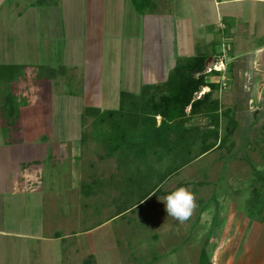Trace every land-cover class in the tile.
<instances>
[{"label":"rangeland","instance_id":"374dc122","mask_svg":"<svg viewBox=\"0 0 264 264\" xmlns=\"http://www.w3.org/2000/svg\"><path fill=\"white\" fill-rule=\"evenodd\" d=\"M3 1L2 11L10 20L17 14L16 5H22L21 12L28 11L34 0ZM138 1L139 11L148 8L145 0ZM200 1L199 5L187 4L182 9L180 0H167L171 4L165 13L189 16L196 25L193 28L197 43L195 56L216 50L209 54L205 73H210L208 69L213 65L223 64L218 74L210 73L206 78L218 86L211 92L210 100L218 101L221 145L169 176L156 188L157 194L153 192L141 201L153 182L154 187L159 184L154 180L148 184L146 178L151 175L145 176L150 172L146 164L153 160V154L136 157L135 153L124 156L116 151L111 156L109 132L98 128L95 133L91 115H84L79 126L74 122L77 113L66 109L64 97L56 100L57 113L47 114L41 130L38 125L35 132H45L43 141L79 134L75 174L78 180L75 182L74 174L71 176L66 168L53 172L50 161L45 160L42 161L45 173L39 182L21 184L16 194L5 196L3 205L0 199V264H203L200 253L205 250L208 255L213 238L215 242L223 239L228 245L238 243L236 238H239L243 248L247 240L254 239L256 219L264 211V94L258 105L250 106L252 85L246 77L249 69L258 63L256 52L264 47V4L236 2L215 10L211 0ZM104 12V82L108 78L113 87L120 70L128 67L124 59L128 56L124 47L128 32L137 36L142 35L143 29L123 28L127 15L118 7L106 8ZM25 14L23 27L28 36L33 33L32 17ZM11 25L8 22L6 29ZM13 30L6 31L7 38L1 34L7 43L3 47L10 50L8 40ZM221 46L223 50L217 52ZM26 47L29 59L33 46L26 44ZM139 53L134 54L135 71L142 63ZM29 72L20 71L10 77L9 82L14 86L6 84L9 93L10 90L17 93V82L28 80ZM70 79L67 92L76 96L81 86L77 78ZM256 81L253 74L252 82ZM202 89L195 99L202 97ZM5 95L1 93L0 100ZM6 109H0L1 113ZM7 120L5 116L3 122ZM156 122L159 124L160 118ZM211 123L210 116L203 115L192 116L188 121L199 132L213 128ZM17 128L18 125L10 124L8 131H3L0 126V143L5 139L10 141L9 132ZM164 163L153 160L157 170H163ZM63 165L67 166L65 162ZM115 165L121 170L117 171ZM181 186L193 193L196 204L189 219L182 223L167 216L162 203L165 195ZM256 191L261 201L253 198ZM225 256V252L213 250L210 264L225 260Z\"/></svg>","mask_w":264,"mask_h":264},{"label":"crops","instance_id":"0c3cea01","mask_svg":"<svg viewBox=\"0 0 264 264\" xmlns=\"http://www.w3.org/2000/svg\"><path fill=\"white\" fill-rule=\"evenodd\" d=\"M40 1L34 0L29 4L28 11L24 12H21L22 5H16L17 9L14 7V10L17 14L15 18L13 17L15 20L13 18L9 20L2 11L4 1L0 0V11H2L0 14V68L2 69L0 72H10L11 76L20 71H30L32 74L26 73L30 76L29 79L17 82V93L13 90L9 93L6 87L9 79L7 80L6 76H0V94H7L0 100V109L7 107L5 112L0 111L1 129L7 130V125L10 124L19 127L15 132H9L10 141L5 139L4 143H0L2 205L5 196L16 194L21 184L39 182V178L41 180L40 176L45 173L42 161L45 160L50 161L53 172L66 168L71 176L74 174V180L77 182L78 176L75 174H77L78 140L81 138L79 134L52 137L43 141L45 132H35L40 126L41 130L47 114L55 116L57 113L56 100L64 97L63 104L69 111L77 113L78 117L74 119V122L79 123L80 126L82 121L80 119L87 113V109H96L100 112L118 110L122 97L138 96L144 86L164 83L177 61L194 57L196 51L197 43L193 35V28H196V25L187 18L189 16L166 14V8L170 7L168 5L170 2L168 3L167 0H145L148 8L144 7L141 11L136 9L134 0H42V4ZM135 1L139 4L138 0ZM211 1L215 10L217 7H226L236 2L264 4V0ZM188 2L180 0L182 9L187 4L199 5L202 1L189 0ZM175 3L177 5L178 2ZM114 7L125 11L127 15L124 17L123 28L140 26L143 32H141L142 35L137 36H132L128 32L129 36L126 39L128 42L124 43L125 50L128 49V56L124 58L128 67L120 70L119 78L118 80L115 78V85L112 87L108 78L106 83L104 82L103 32L104 11L106 8ZM25 13L32 17L33 33H28V36L23 27L27 16ZM219 19L220 17L218 21ZM8 22L12 25L6 29ZM243 24L246 26L245 21ZM222 28L223 31L226 29L224 25ZM11 29L14 30L8 40V44L11 45L10 50L3 45H7L4 38H7L6 31ZM26 44L33 46L31 53L33 59L27 58L25 51L29 52V48ZM222 50L221 46L217 52ZM137 51H140L138 58L142 60V63L137 67L140 69L135 71L133 61L136 59L134 54ZM214 52L216 50L209 51V54ZM71 77L77 78L81 86L80 93L76 96L72 92H67L70 91L67 85L72 82ZM9 84L14 86L11 81ZM4 102L5 105H3ZM5 116L9 118V121L3 122ZM86 116L88 117L89 114ZM15 118H17L16 121ZM82 128H80L81 131H83ZM62 159L66 167L63 165L64 162L59 164ZM120 168V166L115 167L117 171H120ZM257 196L256 191L253 198L256 200L259 198L258 200L261 201L260 195ZM262 213L263 215L255 222L257 230H255L256 234L253 233L254 239L247 240V246L244 248L243 243L239 244L241 243L239 238H236L238 243L234 242L231 245L226 244L223 239L215 242L213 238L209 242L207 251L208 263L213 262L210 257L214 250L226 254L225 260H219L216 264H264V211ZM247 219L250 220L249 216ZM248 225L249 222L245 223V228ZM216 253L218 257V252Z\"/></svg>","mask_w":264,"mask_h":264},{"label":"trees","instance_id":"16d2710c","mask_svg":"<svg viewBox=\"0 0 264 264\" xmlns=\"http://www.w3.org/2000/svg\"><path fill=\"white\" fill-rule=\"evenodd\" d=\"M134 4L139 10L135 0ZM208 57L209 54L178 60L164 83L144 86L138 96L122 97L118 110H86L85 117L87 114L93 117L91 125L95 133L98 128L109 132L111 156L116 151L124 156L135 153L136 157H149L153 154V160L155 158L160 164L166 162L163 170H157L153 160L149 159L146 166L150 172L145 176H151L146 178L149 180L147 183L154 180L159 184L154 187L153 182L152 189L141 201L153 192L157 194L156 188L169 176L222 143L223 139L218 137V101L210 100L211 92L217 90L218 86L206 81L210 73L218 72L205 73ZM0 76H6L8 80L11 74L4 71L0 72ZM204 87H208L209 91L195 99V94ZM195 115L210 116L213 128L199 132L197 126H189V118ZM157 117L160 118L159 124L156 122ZM83 138H87L86 134ZM206 257L205 250H202L200 263L209 264Z\"/></svg>","mask_w":264,"mask_h":264},{"label":"clouds","instance_id":"9594fccd","mask_svg":"<svg viewBox=\"0 0 264 264\" xmlns=\"http://www.w3.org/2000/svg\"><path fill=\"white\" fill-rule=\"evenodd\" d=\"M162 203L167 216L181 223L189 219L196 207L193 193L183 186L177 187L165 195Z\"/></svg>","mask_w":264,"mask_h":264},{"label":"water","instance_id":"95a60500","mask_svg":"<svg viewBox=\"0 0 264 264\" xmlns=\"http://www.w3.org/2000/svg\"><path fill=\"white\" fill-rule=\"evenodd\" d=\"M258 63L253 65V68L249 69L247 73V82L252 86V99H250V106L258 105L264 94V47L256 52ZM208 66V64H206ZM255 74L257 81L252 82V75ZM253 83V84H252ZM253 96L255 97L253 99Z\"/></svg>","mask_w":264,"mask_h":264},{"label":"bare ground","instance_id":"6f19581e","mask_svg":"<svg viewBox=\"0 0 264 264\" xmlns=\"http://www.w3.org/2000/svg\"><path fill=\"white\" fill-rule=\"evenodd\" d=\"M222 67H223V64H215V65H213L210 68H212V70L221 71L222 70ZM208 91H209V88L208 87H204L202 89V94H204V93H206Z\"/></svg>","mask_w":264,"mask_h":264},{"label":"built area","instance_id":"2783aa9c","mask_svg":"<svg viewBox=\"0 0 264 264\" xmlns=\"http://www.w3.org/2000/svg\"><path fill=\"white\" fill-rule=\"evenodd\" d=\"M212 69H208V72H211Z\"/></svg>","mask_w":264,"mask_h":264}]
</instances>
